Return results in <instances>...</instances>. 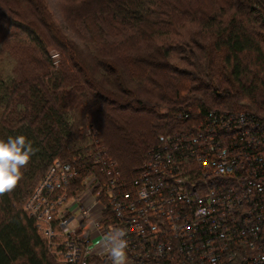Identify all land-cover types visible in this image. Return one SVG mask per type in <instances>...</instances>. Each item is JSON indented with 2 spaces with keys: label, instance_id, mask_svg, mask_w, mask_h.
Wrapping results in <instances>:
<instances>
[{
  "label": "trees",
  "instance_id": "trees-1",
  "mask_svg": "<svg viewBox=\"0 0 264 264\" xmlns=\"http://www.w3.org/2000/svg\"><path fill=\"white\" fill-rule=\"evenodd\" d=\"M81 7H87V18H80L78 13L75 15L81 26L76 33L73 31L70 36L56 34L57 45L66 48L68 54L61 52L60 64L54 65L55 71H47V74L52 72L51 78L45 72L22 82L0 78V138L22 134L32 141L35 149L22 169L23 176L16 187L0 193V264H54L48 254L47 240L24 206L54 160L76 166L87 164L89 153L97 145L105 144L98 130L92 136L91 132L81 131L87 125L84 120L90 112L77 97H87L85 94L92 90L99 109H105L102 101L109 103L108 106L115 102L118 106H136L135 102L138 104L142 99L127 101L135 94L126 86L128 70L129 81L136 75L137 80L144 78L156 87L159 84L162 88L156 97L158 100H168L167 97L174 95L166 104L148 103V110L159 121L156 127L161 129V134L182 124L176 118V112L180 110L190 108L192 113L200 114L209 110L239 111L229 105L208 106L198 98L197 91L211 89L216 92L221 83L233 82L236 84L234 91L225 87L223 94H228L231 99L238 98L239 106L247 108L241 111L253 113L264 121V0H71L70 11H82ZM6 11L0 5V22L21 28L31 39L42 43L29 20H14ZM188 26L197 34L207 35L208 42L197 43L188 37V32L185 34ZM114 28L117 31L112 33ZM163 34L178 36L181 41L173 46L170 44L167 50L160 49L166 56L169 48L173 47L177 52L187 48L191 59L197 61L182 59L192 68L197 65L194 72L191 70L192 78L190 75L186 80L179 78V73L187 70L175 67L170 70L177 76L156 74L157 67L148 64L157 65L161 61L155 63L149 54H132L134 46L137 48L140 43ZM84 47L92 49L89 50L91 54H85ZM105 49L109 51L105 53ZM217 50L223 53L220 69L225 67L229 75L214 80L216 70L212 66L215 60L211 55ZM47 54L44 61L50 67L52 61ZM117 63L121 66L116 67L114 64ZM213 81L217 85L214 89ZM181 91L187 93V98L180 95ZM223 94L220 95L222 98ZM241 95L250 100L248 104L242 103ZM95 105L97 108V102ZM113 108L115 111L116 107ZM100 117L118 123L115 113L108 117L102 112ZM119 125L121 128L122 124ZM153 147L154 144L144 158ZM134 150L140 148L135 145ZM88 264H110V260L96 257Z\"/></svg>",
  "mask_w": 264,
  "mask_h": 264
},
{
  "label": "built area",
  "instance_id": "built-area-1",
  "mask_svg": "<svg viewBox=\"0 0 264 264\" xmlns=\"http://www.w3.org/2000/svg\"><path fill=\"white\" fill-rule=\"evenodd\" d=\"M176 118L128 174L104 145L87 164L52 162L24 208L61 264L110 260L115 228L127 232L126 264H264V121L190 108Z\"/></svg>",
  "mask_w": 264,
  "mask_h": 264
},
{
  "label": "rangeland",
  "instance_id": "rangeland-1",
  "mask_svg": "<svg viewBox=\"0 0 264 264\" xmlns=\"http://www.w3.org/2000/svg\"><path fill=\"white\" fill-rule=\"evenodd\" d=\"M70 3L71 0H0V5L5 7V9L7 10L6 14L8 13L9 16L14 20H29V22L34 25L33 29L36 31V34L42 39V43L41 41L37 42L34 39H31L29 33L24 31L23 29L0 22V78H11L16 82H22L26 79L31 80L35 76L42 75L44 72L47 74L48 70L55 71L56 66L54 65L60 64L59 57L61 55V52H64L65 55L68 54V50H66V48L63 49L59 45H57L58 40H56V38L58 36H56V34L58 35V33H64L70 36L74 34V32L76 33V30L81 27L79 25V20L75 19V15H77V13L80 14L78 15L80 16V18H87V16L85 15L87 7H81L82 11L76 12L75 10L72 12L70 11ZM99 23L101 22L99 21ZM113 25L115 27V24ZM186 29V31H182H185V34L186 32H188L186 35L190 38H194L195 42H208V40H206L208 39L207 35L205 36L204 33L197 34V32H195V30H192L190 26H188ZM115 31H117L116 28L112 29V33H115ZM197 35H199V37ZM177 38L178 36L175 37L170 34L154 36L147 43H140V46H137V48L134 46L131 52H133L132 54H134L135 56H141V54L148 56L149 54V56H152L151 59H155V63L157 62V60L159 62L161 61V63L158 62L159 64L157 65L148 64V66H152V68L157 67V69L155 70L156 74L164 75L167 73L169 75L172 74L174 76H177L178 74H174L170 70V68L172 69L173 67L187 70L182 74L179 73L178 75L179 78L183 77L182 79L186 80L190 76L192 78L191 70L194 72V69H196L195 67L197 66L193 65L194 67L192 68L188 66L187 62H184L182 60L185 58H189V61L197 63V61L191 59V54L187 52L188 49L186 48V50L177 52V49L173 50L174 48L172 47L168 49L169 55L167 56L160 51V49L167 50V47L171 46L170 44H172L173 46V44H175L176 42L181 43L179 38ZM45 50V54L48 53L47 56L49 60L52 61V66L50 65L51 68L49 67L48 63L44 61V59L46 58V55L44 54ZM89 50L92 51V49H89V47H84L85 54H88ZM107 51L109 50H106L105 53H107ZM98 52L101 53L102 51L99 50ZM95 53L97 52L95 51ZM211 56H214L213 59L215 60V64L214 66H212V68L216 70L214 80L218 76H222L225 79L224 76H226V74L229 75V71L226 70L225 67H223L222 70L220 69V66H223L221 62L223 57L222 51H214V54H212ZM68 64L71 63L68 62ZM114 65L116 67H120L121 63H117ZM135 70L136 69H134V72ZM47 75L48 78H51L52 72L51 74ZM129 77H131L130 72L127 70L126 86L134 90L135 94L134 96H131L129 99H127V101H129L130 99V101H132L134 99L140 98L142 99L140 100V102L143 104H141L140 102L137 104V102H135L136 106H134V104L133 106L132 104L129 106H121L120 104L118 106L115 102V104H111L108 106L107 104L109 103L101 100L105 109H101L102 107H100L99 109V102L97 101V97L93 96L94 91L91 90V95L85 94L87 97H77V101H81L90 112L86 115L84 120V124L87 125H85V127L81 131L83 133L86 131L91 132L92 136L95 131L98 130L105 143L103 145L107 146L111 158L118 162L119 166L122 167L125 174H128L130 169L134 168V166H137L140 162L143 161V158L146 156L149 148L152 146V144H155L154 141H156L157 134L161 132V129L156 127V125L159 126V121L157 122V120H155V117L153 116V113H151L152 111L148 110V103L150 102L166 104L170 101V97L172 98L174 96L172 94L171 96L167 97L169 98L168 100H158L156 97L159 96L160 89L162 88L161 86H159V84L156 87L144 78L137 80L136 75L132 81H129ZM247 79L249 80V78ZM215 83L216 81H213V89L217 87ZM221 84L222 86H219L218 89H216V92L218 91L219 93H216L214 91L212 92L211 89L197 91L199 100H203L205 103H207L208 106L212 107H223L225 105H229L232 107L231 109H236L239 111L247 109L244 107L241 108L239 106L237 102L238 98L231 99V97L227 96L228 94H223L225 87L227 89H232L230 91H234L236 85L235 83L230 82L228 84ZM60 90H62V87ZM221 93L225 95L223 98L220 96ZM180 95L187 98V93L184 94V92H182ZM187 100L190 101V99ZM241 101L242 103L248 104L250 100L241 95ZM96 102L98 106L97 108L95 107ZM144 105L146 108H143ZM113 107H116L115 111L112 110L114 109ZM102 112L108 117L115 113L118 116L116 118L118 123L114 124V122L110 123V121L107 119L104 120L102 117H100V114ZM119 123L122 124L121 128L119 127ZM129 127H131V129ZM125 133L133 134H129L126 136ZM135 145L137 146V148H140L141 151L134 150L133 152V147H135ZM56 235L57 238L55 239L57 243L54 242L55 245L60 242V239H63L61 232H57ZM48 254L54 264H61L60 254L56 250V246L50 245Z\"/></svg>",
  "mask_w": 264,
  "mask_h": 264
},
{
  "label": "clouds",
  "instance_id": "clouds-1",
  "mask_svg": "<svg viewBox=\"0 0 264 264\" xmlns=\"http://www.w3.org/2000/svg\"><path fill=\"white\" fill-rule=\"evenodd\" d=\"M33 143L25 135L0 138V193L11 191L23 176L22 169L34 155ZM111 264H126L127 232L115 228L103 241Z\"/></svg>",
  "mask_w": 264,
  "mask_h": 264
}]
</instances>
